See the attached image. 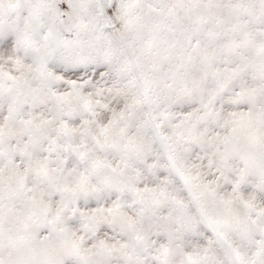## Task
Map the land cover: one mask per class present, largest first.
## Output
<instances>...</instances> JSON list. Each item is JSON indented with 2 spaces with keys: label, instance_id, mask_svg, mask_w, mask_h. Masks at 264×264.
Here are the masks:
<instances>
[{
  "label": "snow or ice",
  "instance_id": "obj_1",
  "mask_svg": "<svg viewBox=\"0 0 264 264\" xmlns=\"http://www.w3.org/2000/svg\"><path fill=\"white\" fill-rule=\"evenodd\" d=\"M0 264H264V0H0Z\"/></svg>",
  "mask_w": 264,
  "mask_h": 264
}]
</instances>
